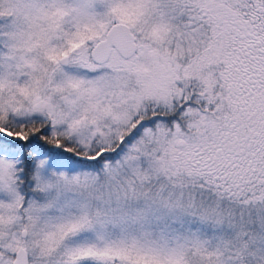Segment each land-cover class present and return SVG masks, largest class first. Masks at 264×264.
<instances>
[{"label":"snow or ice","instance_id":"1","mask_svg":"<svg viewBox=\"0 0 264 264\" xmlns=\"http://www.w3.org/2000/svg\"><path fill=\"white\" fill-rule=\"evenodd\" d=\"M0 264H264V0H0Z\"/></svg>","mask_w":264,"mask_h":264}]
</instances>
